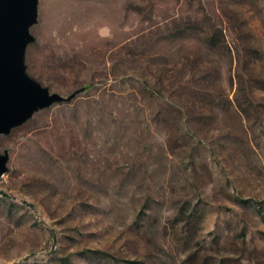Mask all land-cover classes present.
<instances>
[{
    "label": "rangeland",
    "instance_id": "obj_1",
    "mask_svg": "<svg viewBox=\"0 0 264 264\" xmlns=\"http://www.w3.org/2000/svg\"><path fill=\"white\" fill-rule=\"evenodd\" d=\"M28 30L70 97L0 134V264H264V0H36Z\"/></svg>",
    "mask_w": 264,
    "mask_h": 264
},
{
    "label": "water",
    "instance_id": "obj_2",
    "mask_svg": "<svg viewBox=\"0 0 264 264\" xmlns=\"http://www.w3.org/2000/svg\"><path fill=\"white\" fill-rule=\"evenodd\" d=\"M36 20V0H0V134L22 123L35 110L68 99L29 76L24 66L29 26ZM0 154V176L6 170Z\"/></svg>",
    "mask_w": 264,
    "mask_h": 264
},
{
    "label": "trees",
    "instance_id": "obj_3",
    "mask_svg": "<svg viewBox=\"0 0 264 264\" xmlns=\"http://www.w3.org/2000/svg\"><path fill=\"white\" fill-rule=\"evenodd\" d=\"M235 201H237L242 205H261V202L251 201L249 199H244V198H235ZM261 210H262V216L264 218V207Z\"/></svg>",
    "mask_w": 264,
    "mask_h": 264
}]
</instances>
